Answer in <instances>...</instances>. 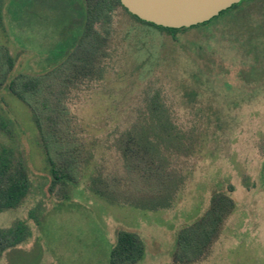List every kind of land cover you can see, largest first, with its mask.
<instances>
[{
	"label": "rangeland",
	"instance_id": "1",
	"mask_svg": "<svg viewBox=\"0 0 264 264\" xmlns=\"http://www.w3.org/2000/svg\"><path fill=\"white\" fill-rule=\"evenodd\" d=\"M0 3V47L15 58L14 75L57 77L83 33V0ZM215 21L176 40L122 9L108 34L97 26L105 55L65 100L80 155L75 182L53 184L31 110L0 88L12 126L0 147L16 151L31 181L21 206L0 213V228L24 221L30 237L0 264H110L119 231L143 240L138 264H175L179 231L219 192L235 210L193 264H264V0H244ZM143 128L159 145L168 194L124 157V137ZM163 194L168 204L148 205Z\"/></svg>",
	"mask_w": 264,
	"mask_h": 264
},
{
	"label": "trees",
	"instance_id": "2",
	"mask_svg": "<svg viewBox=\"0 0 264 264\" xmlns=\"http://www.w3.org/2000/svg\"><path fill=\"white\" fill-rule=\"evenodd\" d=\"M239 5V4H238ZM238 5H234V9ZM83 33L71 47L68 59L58 68V76L14 75L16 60L7 48L0 47V88H5L23 102L32 112L34 122L50 164L53 184L63 185L75 182L79 171V154L75 146V135L71 128L69 112L65 100L70 88L93 73L98 58L105 55L108 39L97 29L100 26L108 34L112 15L122 9L134 20L151 28L168 33L177 39L179 33L192 28L212 25L219 22L229 10L204 24L183 29H168L141 21L124 8L120 0H83ZM4 18L0 3V29ZM209 30V29H208ZM161 127L166 128L157 114ZM0 132L11 135V122L0 112ZM154 134V133H153ZM149 129L143 128L128 133L122 141L126 160L142 172V178L149 183L166 188L169 193L171 179L162 173L165 163L159 145L153 140ZM157 136V135H155ZM169 186V187H168ZM31 189L28 168L24 160L13 148L0 147V213L17 209L27 198ZM100 194L106 192L98 190ZM163 194L148 205H166L169 195ZM146 205V204H144ZM235 210V201L226 193H216L208 210L195 222L182 228L176 239L173 254L175 264H193L203 260L219 238L226 220ZM35 217L34 212L30 214ZM30 237L26 222L17 221L9 228H0V258L10 249L23 244ZM145 255V244L141 237L132 231H119L116 243L110 253V264H138Z\"/></svg>",
	"mask_w": 264,
	"mask_h": 264
},
{
	"label": "water",
	"instance_id": "3",
	"mask_svg": "<svg viewBox=\"0 0 264 264\" xmlns=\"http://www.w3.org/2000/svg\"><path fill=\"white\" fill-rule=\"evenodd\" d=\"M242 1L244 0H120L131 15L168 29L204 24Z\"/></svg>",
	"mask_w": 264,
	"mask_h": 264
}]
</instances>
